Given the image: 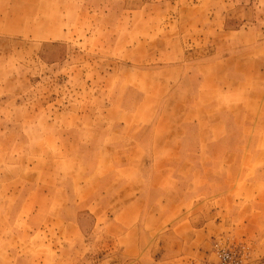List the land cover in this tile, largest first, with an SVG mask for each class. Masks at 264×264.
Listing matches in <instances>:
<instances>
[{
	"label": "rangeland",
	"instance_id": "obj_1",
	"mask_svg": "<svg viewBox=\"0 0 264 264\" xmlns=\"http://www.w3.org/2000/svg\"><path fill=\"white\" fill-rule=\"evenodd\" d=\"M154 2L128 0L124 17L111 19L112 37L97 30L87 39L83 31L77 45L29 39L26 21H18L25 15L15 12L25 8L0 5V264H264V157L254 162L249 150H238L234 158L229 148L205 156L204 166H187L179 151L176 166L159 175L180 177L162 182L168 196L178 184L181 197L172 195L177 211L167 212L171 197L135 191L146 205L140 208L128 189L132 177H150L149 150L138 159L139 150L101 147L136 144L138 136L107 131L124 124L122 104L129 103L114 96L155 91L154 55L127 51L160 24ZM193 2L199 17L227 14V30H264V0ZM209 73L210 93H217ZM246 126L237 127L241 142ZM147 129L150 142L152 125ZM65 222L83 231H64Z\"/></svg>",
	"mask_w": 264,
	"mask_h": 264
},
{
	"label": "crops",
	"instance_id": "obj_2",
	"mask_svg": "<svg viewBox=\"0 0 264 264\" xmlns=\"http://www.w3.org/2000/svg\"><path fill=\"white\" fill-rule=\"evenodd\" d=\"M0 5L25 8L15 12L25 15L18 21H26L29 39L77 45L81 43L83 31L87 39L97 30L105 33L106 38L112 37L109 34L111 19L120 14L124 17L123 7L128 5V0H0ZM199 6L193 0L154 2L155 23L160 24H155L154 30L141 35L144 38L140 36V31L138 44L127 51L146 53L148 58L154 55L156 65L152 74L155 91L152 95L135 92L121 96L119 92V96H114L112 102L129 103L128 106L122 104L124 124L115 125L107 131L114 135L120 133L125 139L138 136L136 144L111 146L100 143L106 145L102 148L107 149L139 150L136 152L138 159L141 151L149 150L150 177H132L128 189L134 196L135 191H139L140 194L152 193L155 197H171L164 205L167 212L177 211L172 195L176 196L179 189L175 184L168 196L163 183L178 181L180 177L159 175L163 176L166 167L176 166L181 158L179 151L186 152L181 164L187 166H204L205 156L208 155L206 159L214 158L217 151L229 148L235 150L234 158L239 156L236 153L238 150L241 154L243 150H249L248 157L253 155L254 162L264 157V30L257 25L247 30H227V14L202 12L199 17L194 15V8ZM175 7L178 8L174 13ZM167 9H170L169 13L165 12ZM233 18L238 23L237 27H241V18ZM163 22L167 23L163 25ZM224 53L227 54L220 56ZM194 55L201 57L195 58ZM210 71L217 76L213 82L219 91L217 93H210ZM226 88L229 94L225 92ZM145 125H152L153 128L150 142L144 139L146 134L149 135V129L141 130ZM242 125H247L245 129L249 130L244 142H241L243 130L237 128ZM137 129L140 132L137 133ZM193 151H196L195 155ZM143 160L128 161L127 166L143 163ZM235 163L240 162L237 160ZM85 177L93 175L89 173ZM193 178L204 182L203 177ZM250 187H255L254 183ZM206 192L205 197H209V189ZM135 197H138L140 208L141 205L146 206L138 195ZM176 198L181 199L179 195ZM155 207L152 208L154 212H161ZM76 227L78 232L83 231L79 224L69 222H65L63 230H76ZM139 228V231L144 229ZM136 244L139 249L146 245L142 237ZM124 252L129 254V250Z\"/></svg>",
	"mask_w": 264,
	"mask_h": 264
}]
</instances>
